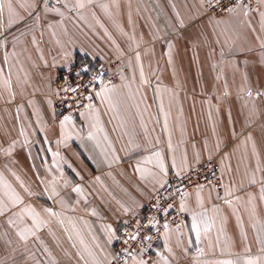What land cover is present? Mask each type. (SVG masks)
Returning a JSON list of instances; mask_svg holds the SVG:
<instances>
[{"label":"crops","instance_id":"obj_1","mask_svg":"<svg viewBox=\"0 0 264 264\" xmlns=\"http://www.w3.org/2000/svg\"><path fill=\"white\" fill-rule=\"evenodd\" d=\"M7 3L0 264H113L116 227L170 171L210 159L221 197L186 191L182 234L164 228L149 259L123 264H264V0L218 18L199 0H11V14ZM81 59L118 60L116 82L56 122L49 83Z\"/></svg>","mask_w":264,"mask_h":264},{"label":"built area","instance_id":"obj_2","mask_svg":"<svg viewBox=\"0 0 264 264\" xmlns=\"http://www.w3.org/2000/svg\"><path fill=\"white\" fill-rule=\"evenodd\" d=\"M56 1L41 0L42 3ZM258 1L199 0V4L204 15L218 18L228 14L231 12L228 9L233 10L236 6L255 10ZM117 61L90 63L81 59L56 72L47 93L54 120L59 122L65 117L77 118L81 112L92 107L95 104V91L115 82ZM200 186H212L217 197H221L219 166L214 159L182 172L170 171L165 183L146 200L143 207L134 210L126 222L116 227L112 246L113 264H123L134 253H140L144 259L150 258L155 252L154 245L160 241L166 227H172L182 234L186 219L181 207L182 196L186 191ZM133 236L135 239L131 238Z\"/></svg>","mask_w":264,"mask_h":264},{"label":"snow or ice","instance_id":"obj_3","mask_svg":"<svg viewBox=\"0 0 264 264\" xmlns=\"http://www.w3.org/2000/svg\"><path fill=\"white\" fill-rule=\"evenodd\" d=\"M82 6H83V5H81V7H82ZM7 7H8V11H9V13H10V14L13 13L14 9H13V5H12V3H11V0H8ZM21 7H23V5H21ZM3 8H4V0H0V11H2ZM228 10H229V11H232V9H228ZM137 58H139V57H137ZM86 70H87V69H85V71H86ZM71 91H75V89H71ZM70 119H71V117H65V120H66V121H67V120H70ZM160 155H161V154H160L159 152L155 153V157L157 158V166L161 169V171H163V170H164V164H163L162 159H160ZM146 162L151 163V162H152V158H151V157H148ZM74 190H75V191H80L79 188L74 189ZM12 199H13V203H14V204H16V203H21V202H22V201L20 200L19 196L15 195V194H13ZM182 210H184V209H183V206H182ZM47 211H48L50 214H54V213H52V210H51V209H47ZM0 214H2V211H0ZM32 219H33V222L35 223V222H36V216H35V214L32 215ZM192 220H193L192 228H193V230H195V231L197 232V235H199V225H198V222H197V216H196V214H193ZM10 223H11V221H10ZM20 235H21V239H25V236L23 235V233H20ZM131 238H132V239H135V236H133V237H131ZM141 264H143V262H141Z\"/></svg>","mask_w":264,"mask_h":264},{"label":"rangeland","instance_id":"obj_4","mask_svg":"<svg viewBox=\"0 0 264 264\" xmlns=\"http://www.w3.org/2000/svg\"><path fill=\"white\" fill-rule=\"evenodd\" d=\"M40 1H41V0H40ZM118 64H119V63H118V61H117V65H116V67L118 66ZM116 78H117V77H116ZM115 82H116V80H115ZM115 82H114V83H115ZM114 83H113V84H114ZM106 87H107V86H106ZM31 209H35V207L32 206ZM0 219H1V218H0ZM112 253H113V249H112ZM134 254H136V253H134ZM140 256H141V255H140ZM141 257H142V259H144L143 256H141ZM113 259H114V258H113ZM146 259H149V258H146Z\"/></svg>","mask_w":264,"mask_h":264}]
</instances>
